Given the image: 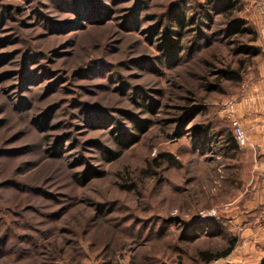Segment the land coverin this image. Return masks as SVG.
I'll use <instances>...</instances> for the list:
<instances>
[{"label":"rangeland","instance_id":"rangeland-1","mask_svg":"<svg viewBox=\"0 0 264 264\" xmlns=\"http://www.w3.org/2000/svg\"><path fill=\"white\" fill-rule=\"evenodd\" d=\"M263 59L264 0H0V264H260L264 174L204 129Z\"/></svg>","mask_w":264,"mask_h":264},{"label":"crops","instance_id":"crops-1","mask_svg":"<svg viewBox=\"0 0 264 264\" xmlns=\"http://www.w3.org/2000/svg\"><path fill=\"white\" fill-rule=\"evenodd\" d=\"M260 68L259 78L243 88L234 108L236 119L251 141L244 149V165L250 162L253 172L264 174V156H260L264 155V59Z\"/></svg>","mask_w":264,"mask_h":264},{"label":"trees","instance_id":"trees-1","mask_svg":"<svg viewBox=\"0 0 264 264\" xmlns=\"http://www.w3.org/2000/svg\"><path fill=\"white\" fill-rule=\"evenodd\" d=\"M191 19H192V16H191ZM172 21H175L176 24H178L179 26V35L181 36L183 34V26L184 24H182V20L180 18V16L178 15H174V17L169 18L168 19V26H172ZM194 20H190L188 22L189 23H192ZM239 31H242L241 29H238ZM253 32V31H252ZM227 33H230L229 31H227ZM254 33V32H253ZM254 40V38L252 39ZM242 52H245L246 54L250 55V56H254L256 54V51L255 49H252V47H246L245 49H241ZM244 64V61L243 60H240V65L237 69H231V68H227L225 70H221V75L224 74V76L236 83V84H240L241 81H242V77H241V68ZM138 131L140 133H143V131L138 128ZM205 131V135L209 138H212V139H216V140H220L221 143H222V149L224 151V154L226 156V158L230 159V160H238L239 161V165L236 166V165H228L230 166V168H239L240 169V166L242 167V164H243V159H244V152L243 150L241 149V147L238 145V143L236 142L235 140V136L232 132H214L212 131L211 133L209 132V129L208 128H205L204 129ZM118 155H115V157H117ZM160 158H162L163 161L166 160V162H168V164L170 165H173V160H172V157L171 155L169 154H166V153H161L159 155ZM153 163L157 166V167H160L161 166V162L157 161V159H154L153 160ZM95 176H101L100 173H94L93 175H90L89 177H95ZM84 180L86 182V178H88L86 176V174H84ZM78 182L80 184H84V180L82 179H77ZM205 227V226H204ZM196 229V227H195ZM185 239H188L189 241H192V237L186 235L184 237ZM179 242V240H178ZM237 243V237L235 235H231V236H228L226 238V243L225 245L220 248V249H215V250H212V249H200L198 250L197 252V255H198V258L200 259L201 262L203 263H210L212 261H215V260H218V259H221V258H225L226 256H228L234 249L235 245ZM260 264H264V259L260 262Z\"/></svg>","mask_w":264,"mask_h":264},{"label":"built area","instance_id":"built-area-1","mask_svg":"<svg viewBox=\"0 0 264 264\" xmlns=\"http://www.w3.org/2000/svg\"><path fill=\"white\" fill-rule=\"evenodd\" d=\"M232 125H233V133L235 136V140L238 143V145L240 147H245L247 145V139L244 135V132L239 124L238 121L233 120L232 121ZM215 216V210H200L199 211V218H212Z\"/></svg>","mask_w":264,"mask_h":264}]
</instances>
